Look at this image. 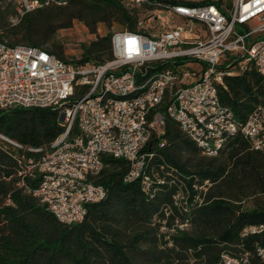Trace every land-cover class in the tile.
I'll return each instance as SVG.
<instances>
[{"label": "trees", "instance_id": "trees-1", "mask_svg": "<svg viewBox=\"0 0 264 264\" xmlns=\"http://www.w3.org/2000/svg\"><path fill=\"white\" fill-rule=\"evenodd\" d=\"M156 2L230 7L232 0ZM155 6V0L139 7L128 0H48L12 23L15 5L0 0V42L67 62L102 64L111 60V33L136 32ZM73 21L94 38L78 59H67L53 38ZM99 25L108 32L99 35ZM218 97L243 123L257 105L264 106V78L253 68L225 76ZM59 116V109L50 108L0 110V136L7 139L0 137V264H222L223 253L247 254L245 264H262L256 248L264 249V230L241 233L264 225V152L253 150L239 133L209 157L166 118L147 147L151 156L143 172L149 189L140 180L125 181L130 166L124 159L103 155L101 170L90 179L105 189L104 199L87 205L81 222L65 225L32 195L39 176H16L22 158L37 157L33 150L44 152L62 132ZM75 131L73 126L70 133Z\"/></svg>", "mask_w": 264, "mask_h": 264}, {"label": "built area", "instance_id": "built-area-1", "mask_svg": "<svg viewBox=\"0 0 264 264\" xmlns=\"http://www.w3.org/2000/svg\"><path fill=\"white\" fill-rule=\"evenodd\" d=\"M5 1L16 7L12 23L48 4ZM147 2L128 0L135 7ZM155 4L136 32L111 33V60L102 64L67 62L34 47L0 42V110L60 111L62 132L44 152L34 149L37 157L22 158L16 176H39L32 195L62 224L81 222L87 205L104 199L105 189L90 179L101 170L103 155L124 159L130 166L125 181L140 180L142 189H149L143 172L151 156L147 147L166 118L205 156H216L236 133L264 152V106L238 123L218 97L225 76L253 68L264 78V0H232L230 7ZM161 11L170 22L159 27ZM261 230L264 225L249 226L241 235ZM256 254L264 264V249L257 247ZM220 260L245 264L248 255L223 253Z\"/></svg>", "mask_w": 264, "mask_h": 264}, {"label": "rangeland", "instance_id": "rangeland-1", "mask_svg": "<svg viewBox=\"0 0 264 264\" xmlns=\"http://www.w3.org/2000/svg\"><path fill=\"white\" fill-rule=\"evenodd\" d=\"M221 1L223 3L226 2V0ZM162 21H164L166 24L163 25ZM169 22L170 20L166 12L161 11L159 13V18L156 24L161 27L162 25H167ZM107 32L108 30L103 25L98 26L97 33L99 35H104ZM93 38L94 35L89 33L88 29L85 27L84 24L78 21H73L72 25L69 28L57 30L53 39L55 42L62 46L64 50V55L67 57V59H78L80 57L83 45L87 44Z\"/></svg>", "mask_w": 264, "mask_h": 264}]
</instances>
